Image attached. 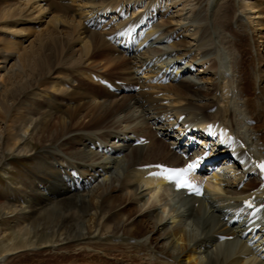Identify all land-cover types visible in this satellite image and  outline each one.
I'll use <instances>...</instances> for the list:
<instances>
[{"label": "bare ground", "instance_id": "obj_1", "mask_svg": "<svg viewBox=\"0 0 264 264\" xmlns=\"http://www.w3.org/2000/svg\"><path fill=\"white\" fill-rule=\"evenodd\" d=\"M192 1L174 10L181 4L173 0H0V166L7 153L33 155L39 178L51 184V191L30 189L17 202L0 204V217H23L33 231L57 227L44 240L30 241L32 232L21 231L18 219L0 231V264H27L16 258L54 248L112 256L114 264H264L256 248L262 240L249 246L241 239L244 224H229L241 199L261 183L252 175L239 187L254 169L252 160L264 157V0H248L246 12L240 0H208L209 7L200 10L206 21L190 22L193 16L185 12L196 10L188 8ZM217 4L219 12L213 9ZM227 11L231 19L218 20L216 13L226 17ZM107 14L109 22L120 21L95 29ZM150 23L154 45L145 51L121 50L106 38ZM174 68L170 83L154 82ZM93 74L114 83L117 91ZM209 122L228 128L242 144L225 160V171L215 174L222 187L208 184L207 194L225 195L224 205L182 196L164 178L139 169L183 164L172 147L177 142L165 137L177 135L176 125L184 130L185 123ZM112 136L121 141L118 146L108 144ZM140 136L149 143L135 146ZM29 139L41 146L35 153ZM57 173L77 176L81 183L67 185ZM175 192L179 206L171 228L159 211L142 212L148 200ZM55 200L72 202L71 208L59 218L39 213L40 205ZM85 203L93 208L87 228L106 230L100 232L104 236L85 243L80 228L68 234L64 246L53 245V238L76 223L73 208ZM183 220L190 231L181 226ZM221 235L233 239L221 241Z\"/></svg>", "mask_w": 264, "mask_h": 264}, {"label": "rangeland", "instance_id": "obj_2", "mask_svg": "<svg viewBox=\"0 0 264 264\" xmlns=\"http://www.w3.org/2000/svg\"><path fill=\"white\" fill-rule=\"evenodd\" d=\"M193 1L191 2V5L188 6V8L190 9L192 6H196V8H195L196 10H186V12H185L186 14L191 13V18L193 16V18L189 21L190 22L206 21V19L201 15L202 12L200 10H205L206 8L209 7L208 0H193ZM185 2L189 3V0H173V3H175L176 5L181 4V6L176 7L174 10H177L179 8H184ZM245 2H248V0H240L241 10H243L244 12H246V9H248L245 6ZM224 4H225V2H220V6H223ZM244 7H246V8H244ZM213 9H216L218 12L220 10V8L218 9V4ZM224 14L225 13L222 12V16H220V18H219L218 14L216 13L218 20L228 22L231 19V17H229L230 12H228V11L226 12V15H225L226 17L223 16ZM184 17H186V16H184ZM244 17L245 16H241L240 18L243 21H245ZM210 20L212 21L213 18L210 17ZM169 58L170 57L167 56V59H169ZM250 60L251 59L249 58V61ZM113 133H116V131ZM111 135H112V133L110 134V136ZM114 136L111 137L112 142L111 141L108 142V144L110 146L114 145L113 140H116V139H114ZM103 140H104V138H103ZM28 145L30 146L31 153H35V151H38L41 147L40 144L33 141V139L28 140ZM5 159L6 160L4 161V163L0 166V204L6 203V205H10V204H12L11 202H17V201H15V199L17 200L18 198H21L22 195H24V192H27V190H30V189L31 190H38V191L43 190L45 192H47L49 190L51 191V189H50L51 184L47 183L46 181L44 182L43 178H39L40 171L37 168V163H36L33 155L20 157V156H14L11 153H7ZM57 175L60 177L59 179H61V181L65 182L67 185L68 184H71V185L76 184V181L79 180V178L77 176H73V175H70V177H64V176H67L64 173H62V174L57 173ZM29 184H30V187L28 188ZM9 185L11 188L10 191L8 190ZM58 188H60V186H58ZM142 191H143L142 194L146 197L145 199L147 200L149 198L150 194L148 193V190L146 189L145 186H143ZM175 195H176V192L173 194V197ZM171 197H172V195H170V196L169 195H163L159 201L149 202V200H148L146 205H145L146 208L144 207L142 212H148L150 210L159 211L162 214L163 221L169 222L170 223L169 226L171 228V226L175 225V223H172V220L177 215V213H176L177 211H175V210H177L176 209L177 204H176V201L173 199V197L172 198ZM13 198H14V200H13ZM211 199L213 201H216L218 204L221 202L223 204L224 196H220V197L215 196L214 197V195H212ZM225 200L227 201V202L225 201L226 202L225 204H227L228 199L226 197H225ZM45 203H47V202H44L42 204V207L40 205L39 213H41V211H42V214H43V212L47 211V213L49 215H53L54 217L61 216V214L65 213V211L70 209L71 205H72V202H66V203L61 204L60 202L58 203V201H56V200L51 201V202L48 201V203L46 205H44ZM178 206H179V203H178ZM165 207L167 210H166V212L163 213V209ZM71 212H72L71 216L75 217L73 222H76L75 224L72 223L74 226L71 224L73 226L72 227L73 229L71 228V225H68L69 229H67L63 233V235H57L55 238H53V241H52L53 245L58 244V245L64 246V244L67 241L70 242V239H69L70 235L68 236V234H74V232L76 233L78 230H81V229H82L81 232L85 236L84 237L85 240H83V242H85V243H88L90 241V239L92 240L93 236L96 237L97 235H100V234H101L100 236H104L103 234H105L106 230H102V231L98 230V232L96 233V232L89 231V229L86 226L87 222L91 219L92 214H93V208H91V206H89L88 204L85 203L84 205L74 207ZM18 219H19V223L17 224V227L18 228L20 227L21 231L28 230V231L32 232V234L29 235L30 241L31 240H33V241L37 240L40 242V241L44 240L45 238H47L50 235V233H52L53 229L57 228L56 225L45 226V227H41V228H38L37 230L33 231V226H32V223L30 222V220H27V219L23 220L25 218L18 217L16 215H5L3 217H0V229H1L0 231H2V233H3V231L7 230L10 226H13V225L16 226L15 222L18 221ZM185 222H184V220H183V222L181 221V226L184 227V229H187L188 231H190L191 228ZM100 232H103V234ZM119 238H117V239H119ZM146 239L147 238H142L141 240L143 242H145ZM119 241H120V239H119ZM146 242H148V240H146ZM71 249H69L68 251L65 250V252L60 251L59 249L55 250V248H54V250H47L46 249V251H44L45 249L40 250V251L34 250L32 252H29V251L26 252L25 251V252H23V254H21L20 257L16 258V262L19 261V262H24L27 264H63V263L69 264V263H85V262L91 261V260H93V261L99 260V262L106 263V264H112L114 262V258L112 256L106 257V255H104V254H101L100 256L99 255H95V256L91 255L90 256V253H88V252H85V251L82 252L79 250L77 251V250H71ZM57 251H59V252H57Z\"/></svg>", "mask_w": 264, "mask_h": 264}, {"label": "snow or ice", "instance_id": "obj_3", "mask_svg": "<svg viewBox=\"0 0 264 264\" xmlns=\"http://www.w3.org/2000/svg\"><path fill=\"white\" fill-rule=\"evenodd\" d=\"M162 167V166H160ZM195 167V164H189L187 166V169H167V176L166 178L171 182L174 181L178 187H188V188H192L193 185L191 184L190 181L183 179V176L185 174L186 171H189L191 169H193ZM262 169H264V164H262L260 166ZM196 193L197 194H203L202 193V189L200 188H196ZM252 205L249 204V207H251Z\"/></svg>", "mask_w": 264, "mask_h": 264}]
</instances>
